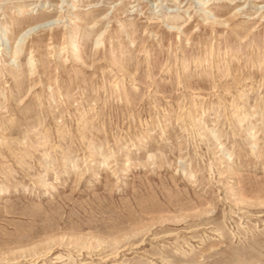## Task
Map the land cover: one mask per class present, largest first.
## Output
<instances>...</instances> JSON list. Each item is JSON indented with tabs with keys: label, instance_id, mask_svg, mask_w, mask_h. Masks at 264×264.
<instances>
[{
	"label": "rangeland",
	"instance_id": "rangeland-1",
	"mask_svg": "<svg viewBox=\"0 0 264 264\" xmlns=\"http://www.w3.org/2000/svg\"><path fill=\"white\" fill-rule=\"evenodd\" d=\"M0 12V264H264V0Z\"/></svg>",
	"mask_w": 264,
	"mask_h": 264
},
{
	"label": "bare ground",
	"instance_id": "bare-ground-1",
	"mask_svg": "<svg viewBox=\"0 0 264 264\" xmlns=\"http://www.w3.org/2000/svg\"><path fill=\"white\" fill-rule=\"evenodd\" d=\"M24 1L25 0H22V1L20 0V2H24ZM22 5L23 4H19L17 6V8L15 7L21 14L23 13L22 10H21ZM3 12H0V14L3 13ZM34 27L30 26L28 29L21 30L19 33L16 34L12 30V23L11 22L7 21V22H4V23H0V50H5V48L3 47V45H5V44L7 46H11V48L9 50H6L7 53L4 56V58H3L4 60H8L9 58H13V59L16 60L22 54L21 50L24 47V41H25V38L27 37V33H29ZM75 29H76V27H75ZM76 31H77V29H76ZM18 39H20V40L22 39V40L18 41ZM69 39H70V45H69L70 46L69 47L70 52H73L74 56L77 59L79 57V39H78V36H77V34H71L69 36ZM0 53H1V51H0ZM31 64H33V63H31ZM20 72H21V70H20Z\"/></svg>",
	"mask_w": 264,
	"mask_h": 264
}]
</instances>
